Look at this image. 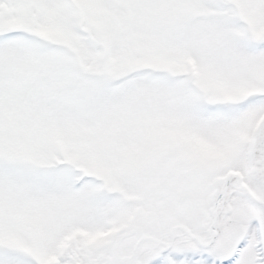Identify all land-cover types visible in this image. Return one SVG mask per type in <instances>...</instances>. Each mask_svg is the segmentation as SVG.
Wrapping results in <instances>:
<instances>
[{
	"label": "snow or ice",
	"instance_id": "snow-or-ice-1",
	"mask_svg": "<svg viewBox=\"0 0 264 264\" xmlns=\"http://www.w3.org/2000/svg\"><path fill=\"white\" fill-rule=\"evenodd\" d=\"M0 264H264V0H0Z\"/></svg>",
	"mask_w": 264,
	"mask_h": 264
}]
</instances>
